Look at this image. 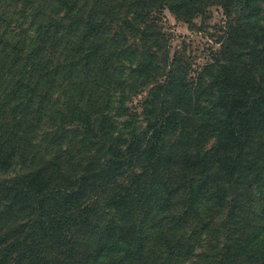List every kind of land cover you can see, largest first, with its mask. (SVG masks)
Listing matches in <instances>:
<instances>
[{
  "label": "trees",
  "instance_id": "1",
  "mask_svg": "<svg viewBox=\"0 0 264 264\" xmlns=\"http://www.w3.org/2000/svg\"><path fill=\"white\" fill-rule=\"evenodd\" d=\"M0 264H264V0H0Z\"/></svg>",
  "mask_w": 264,
  "mask_h": 264
},
{
  "label": "rangeland",
  "instance_id": "2",
  "mask_svg": "<svg viewBox=\"0 0 264 264\" xmlns=\"http://www.w3.org/2000/svg\"><path fill=\"white\" fill-rule=\"evenodd\" d=\"M159 19V25L169 40L170 52L187 59L192 64L191 76H195L211 60L212 53L219 49V42L224 36L223 10L217 6L209 7L203 16L192 19L190 24L176 20L168 9L160 14ZM138 100L140 98L134 102ZM209 143L211 145L213 141ZM20 170L19 167L15 168L8 175L13 176Z\"/></svg>",
  "mask_w": 264,
  "mask_h": 264
}]
</instances>
